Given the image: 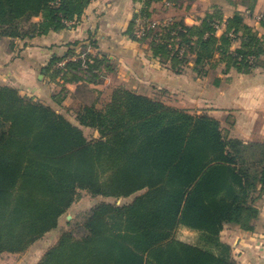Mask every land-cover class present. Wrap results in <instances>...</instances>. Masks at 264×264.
I'll use <instances>...</instances> for the list:
<instances>
[{
    "label": "trees",
    "instance_id": "obj_1",
    "mask_svg": "<svg viewBox=\"0 0 264 264\" xmlns=\"http://www.w3.org/2000/svg\"><path fill=\"white\" fill-rule=\"evenodd\" d=\"M161 1H145L141 13L148 15ZM91 2L0 0V37L15 42L62 32L81 20ZM216 16L199 25L176 19L168 32L152 30L142 40L133 26L129 34L149 41L152 56L177 74L191 63L202 77L222 64L224 73L244 74L264 66V35L236 12L218 36L213 23L222 16ZM177 38L182 54L175 42L170 47ZM235 40L241 46L232 51ZM77 47L71 44L65 55L52 58L46 67L52 81H100L96 71L103 61L69 59ZM221 82L214 78L215 85ZM65 97L57 93L53 99L59 105ZM76 118L79 125L39 99L0 86V254L23 253L56 230L86 191L93 198L133 199L96 204L77 229L80 237L62 231L38 264H236L216 241H184L178 230L212 237L226 224L254 230L257 201L264 195V142L227 137L207 114L194 115L124 87L100 107L84 105ZM85 128L100 138L90 140Z\"/></svg>",
    "mask_w": 264,
    "mask_h": 264
},
{
    "label": "crops",
    "instance_id": "obj_2",
    "mask_svg": "<svg viewBox=\"0 0 264 264\" xmlns=\"http://www.w3.org/2000/svg\"><path fill=\"white\" fill-rule=\"evenodd\" d=\"M199 1H194L188 7L187 4L181 5L167 15L185 19L189 25H199L202 19L212 14L208 8L203 12L198 11L196 3ZM263 3L264 0H258V5L250 10L244 5L233 6L224 2L223 8L216 12V15L222 16L220 22L223 24L217 35L221 36L228 28L229 19L240 12L245 23L263 36L262 23L256 19L263 10ZM140 5L139 0H92L81 20L70 24V28L62 32L15 42L0 37V86L14 87L22 95L39 99L69 116L72 115L67 101L79 99L78 94L84 87L101 92V97H108L107 102L118 87L144 95L164 90L176 94L179 105L188 107L186 109L190 112L207 114L218 120L230 138L246 143L264 142V66L244 74L236 69L224 73L225 64H222L209 76L198 77L191 63L183 73L177 74L152 56L148 43L131 38L129 31L135 25ZM152 7L161 8V2ZM75 43H78L76 54L69 59L99 58L103 61L96 71L100 75L98 83L64 85L61 80L52 81L47 75L46 67L52 58L65 55L69 46ZM240 46L241 41L235 40L231 50ZM67 61L57 66L63 67ZM104 74L110 76L105 81L102 80ZM215 77L222 79L219 85L214 84ZM63 87L68 93L58 105L53 96ZM257 206L260 214L254 221L253 231H244L230 224L224 225L217 237L188 230L196 235L197 241L207 238L221 244L224 255L236 264H264V195H259Z\"/></svg>",
    "mask_w": 264,
    "mask_h": 264
},
{
    "label": "rangeland",
    "instance_id": "obj_3",
    "mask_svg": "<svg viewBox=\"0 0 264 264\" xmlns=\"http://www.w3.org/2000/svg\"><path fill=\"white\" fill-rule=\"evenodd\" d=\"M171 1L173 3V7L172 8H169V9L164 8V6H162V2L163 1H161V8L151 7L150 10L149 9L147 10L148 11L147 14H148V16L150 18H152V20H158L160 22H165L166 21L167 25L166 26L164 25L163 27L157 28L156 31L158 30L159 32H163V33L168 32L169 31V27L174 22V20H176V18H173L171 16L168 17V15H167L168 12L170 10L175 9L177 7H180L181 5H184V4H187V7L191 6L189 4H191V3L193 4V2L196 1V0H171ZM224 2H225V4H231V5H233V4H235V5L239 4V5H242V6L244 5L247 9H250V10H253V8H255L256 5H258V0H201V1H199V3L198 2L196 3V9L198 11H200V12H203L206 8H208V9L211 10L212 14L210 13L209 15H207V17L209 16L211 18L214 17V18L218 19L219 17L216 16V12H218L217 11L218 9L223 8V5H224L223 3ZM139 3L141 4L140 5L141 8H140L139 13H141V11L145 8V2L141 0V1H139ZM155 4H157V3H155ZM235 7L237 8V6H235ZM261 15H264V7H263V10L261 12H259V14L257 15V18H256L257 21L260 22V23H262V21L259 20V17ZM207 17H205V18H207ZM219 20H221V19H219ZM172 36H174V32L172 33ZM169 42H170L171 46H173L174 42H175L176 43L175 44L176 48L181 49V52L185 51L184 48L179 47L178 44L180 43V40L178 38H177V40L171 39ZM142 43H148L149 44V41H146V42L144 41ZM159 63L162 64L160 61H159ZM162 65H164V64H162ZM209 67H211V66H209ZM209 67H207V68H209ZM187 68L188 67L186 66V69ZM195 73H196V75L198 77H200V75H198V73L196 71H195ZM110 75H112V74H110ZM107 77H110V76H107V74H104L102 76V80H104V81L107 80ZM141 90H143V89H141ZM143 91H145V90H143ZM56 92L59 93L61 95V97H64L66 95V93L64 92L63 88L61 90H59V91H56ZM145 93L148 94V92H145ZM78 95H79L78 96L79 99L73 100V102L67 101V103H69V105H68L69 107L68 108H70L72 116H69V114L65 115L66 118H69V120H71L76 125H79V123L77 121V118H76V114H77V112L80 111V109L84 105H92L95 102V103H97L98 107H100V106L104 105L107 102L106 100L108 98V97L106 98V96H104V97L102 96L101 97V92H94L93 90H91V91L90 90H86L85 87L80 91V93ZM141 95H144V94H141ZM175 95L176 94H172V93H169V92L164 91V90H157L156 92H152V94H150V95L148 94L146 96H149V97L154 98V99L163 100L170 106H173V107H176V108H179V109H183V110H187L186 108H188V107H183L184 105L183 106L179 105V103H178L179 99L177 100L178 96H175ZM55 110L57 112H59L58 109H55ZM60 111L61 112H59V113L65 114V113H63L62 110H60ZM190 113L194 114V115L197 114L194 111L190 112ZM74 119H76V120H74ZM222 129H223L224 134L227 137H229L227 135V132L225 131V129L224 128H222ZM85 135L90 140L91 139H99L100 138V134H99L98 131L87 129V128H85ZM104 178H106V175H105ZM132 199H133V197L128 198V199H120V200L117 201L115 199H110V198L103 197V196H100V197H97V198H93L86 191H82L80 193V195H79V198L74 202V205L62 217L59 228H57L56 230H54V231L50 232L49 234L45 235L41 240L35 242L32 246H30L23 253H7V252H5V253L0 254V264H37V262L40 259L43 258L44 254L52 246H54L58 242L62 231H64V230L74 231V236L80 237L79 236V232L77 231V229L79 227H82V225L84 224V222L86 220V214L96 204H98L100 202H103V201H109V202H114V203L117 202L119 205H122V204H126V203L131 202ZM178 237L180 239L184 240V241H189L191 243H196V241H197L196 235L192 231H190L188 229H185V228H180L178 230Z\"/></svg>",
    "mask_w": 264,
    "mask_h": 264
},
{
    "label": "built area",
    "instance_id": "obj_4",
    "mask_svg": "<svg viewBox=\"0 0 264 264\" xmlns=\"http://www.w3.org/2000/svg\"><path fill=\"white\" fill-rule=\"evenodd\" d=\"M143 1L145 2L147 0H143ZM162 6H164V8H166V9H169V8L173 7V3L171 0H163ZM259 20L263 21L264 15H261L259 17ZM72 23H75V22H72ZM164 25L165 26L167 25L166 21L160 22L158 20H152V18H150L148 15L139 13L135 19L134 35H135L137 40H142V39L147 37V35L150 31L156 30L157 28L163 27ZM213 25H214L215 29L217 30V32L223 28V24L220 21L214 22ZM230 35L232 37H235L233 32H231ZM170 47L173 48V46H171V45H170ZM180 53L182 54L183 52H181V50H180Z\"/></svg>",
    "mask_w": 264,
    "mask_h": 264
}]
</instances>
